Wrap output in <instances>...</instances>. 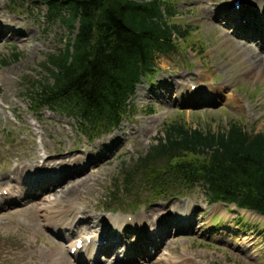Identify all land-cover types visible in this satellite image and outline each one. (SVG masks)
<instances>
[{"label":"rangeland","instance_id":"rangeland-1","mask_svg":"<svg viewBox=\"0 0 264 264\" xmlns=\"http://www.w3.org/2000/svg\"><path fill=\"white\" fill-rule=\"evenodd\" d=\"M165 1L175 8L176 16L169 21L187 39L177 40L169 55H157V71L138 85L132 109L118 128L94 130L60 111L30 109L28 90L48 77L45 62L64 48L70 33L63 23L46 20L42 4L0 0V17L14 20L15 25L13 29L0 28V189L5 187V179L16 178L12 171L19 166V158L26 164H43L48 159L50 168L74 154L90 155L88 164L99 160L83 172L77 171L79 162L63 165L62 173L69 170L78 174L66 176L59 185L29 179L37 184L33 186H40L38 192L43 195L0 207V264H44L51 249L69 253L70 244L78 237L65 240L53 233V227L41 228L37 225L40 217L35 221L27 216L39 214L27 206L33 201L40 203L38 199L43 196L61 198L81 178L97 172L101 175L93 191L83 189L75 202L84 210L80 215L89 212L94 217L90 224L98 221L104 233L117 231L113 220L121 216L128 223L123 227L126 241L136 240L139 231L149 227L147 222L134 224L133 218L147 214L151 207L170 212L156 222L152 231L151 237L160 231L158 246L149 237L143 255L124 264H156L157 260L165 264L163 259L169 251L177 261L183 260L181 264H264V216L256 211L211 204L203 183L175 190L166 199L155 198L137 182L124 188L125 172L158 136H163L168 124L182 122L193 129L217 133L236 121L249 130L264 131V75L256 76L243 50L230 43L225 45L220 33L206 23L211 16L201 9L211 7L222 17L220 10L227 5L235 7L237 0ZM254 5L257 7V3ZM244 9L236 12L243 13ZM230 26L233 32V24ZM259 42L255 39L253 45ZM256 48L259 51L260 47ZM256 69L264 70V61ZM184 76L191 79L185 82ZM105 140L108 143L104 144ZM186 204L191 205L192 225L187 221ZM88 234L92 233L85 232L82 238ZM123 251L116 245L112 254L98 256L99 264H120L114 259L123 258Z\"/></svg>","mask_w":264,"mask_h":264},{"label":"trees","instance_id":"trees-1","mask_svg":"<svg viewBox=\"0 0 264 264\" xmlns=\"http://www.w3.org/2000/svg\"><path fill=\"white\" fill-rule=\"evenodd\" d=\"M28 1L43 4L47 20L70 33L64 48L49 56L48 77L28 90L30 105L68 114L88 128L119 127L137 84L156 70L157 55L187 39L169 21L176 13L165 0ZM132 182L158 199L203 183L210 203L264 216V131L236 121L217 133L168 124L125 172L124 188Z\"/></svg>","mask_w":264,"mask_h":264},{"label":"bare ground","instance_id":"bare-ground-1","mask_svg":"<svg viewBox=\"0 0 264 264\" xmlns=\"http://www.w3.org/2000/svg\"><path fill=\"white\" fill-rule=\"evenodd\" d=\"M242 1H244V3H242L241 9L249 7L248 10L244 9L243 13L236 12L240 10H237L233 5L231 7L229 5L224 6V8L220 10L219 13L222 14V17H220L219 14L214 13V10L211 7H201V9L205 10V12L211 16V19H208L206 23L209 24V27L213 28V31L220 33L219 36L225 39V45L230 43L232 46L238 47L239 50H243V54L247 57L250 65H252V70L256 72V76H263L264 70L258 71L256 67L258 68V66L264 61V55L262 54V51H264V0ZM256 3L257 7H254V4ZM218 7L219 6L217 5L216 8ZM230 23L233 24V32ZM4 26H6L7 29H13L15 27L14 20L0 17V28ZM1 37L2 35H0V38ZM255 39L260 41L259 44L256 43V45H253ZM257 46L260 47L259 51H257ZM245 51L251 52V55L246 54ZM189 79H191V77H183L185 82H188ZM145 131L148 133L147 130ZM57 142L60 141L58 140ZM103 143H108V140H105ZM44 148H46L45 145ZM47 160L48 159H46V162L44 161L43 164H26L22 158H19V166L12 171L16 178H14L13 181H7L5 179V187L0 189V207L15 204V202L24 203L43 195L42 192H38L40 186H33L34 184H37L29 182V179L36 180L39 183L47 180L59 185L62 179L64 180L66 176H73L72 174L76 175L78 174L77 171H86L90 165L93 166L99 161L92 160L91 164H88L90 155L87 153L83 155L74 154L63 158L59 164L55 163L52 168H50V163ZM78 162L79 164L77 167L79 168H77V171L71 173V171L66 170V174L62 173L63 165H75ZM40 165L42 166L40 167ZM54 168L60 169V172H55L53 170ZM38 170H41L39 173L41 174L40 176L37 175ZM100 175L101 173L97 172L92 173V175L88 174L85 178H81V180L68 188L64 192V196L61 198L57 197L54 200H51L50 197L43 196L38 199L40 203L33 201L27 206L28 210H34L39 214L36 215L34 213H29L27 216L35 221L40 217L42 220L37 225L41 228L53 227V233L65 240L70 239V236L71 239L78 237L74 244H70L69 253L67 254L63 250L60 252H55L52 249L49 250L46 254L44 264H99L100 260L98 259V256L103 254L106 257L112 254L113 248L116 245L124 251L122 252L123 258L120 259V257H117L114 259L115 262L120 264L126 263L125 261L132 262V260H137L136 257L143 255V248L148 247L150 240L149 237L153 235L152 231L156 228V222L169 215L170 212H163L165 210L163 207H151L147 214H141L133 218L135 222L134 224L139 225L141 222H147L146 226L149 227L147 230L139 231L136 240L126 241L127 239L125 238L123 227H125L127 223L121 216L116 217L113 220L117 231L112 232V234L109 232L104 233L100 229V223L98 221H96V225L90 224L93 216L89 215V212L86 211L85 216L80 215L84 210L79 208L75 202V197L80 198L82 196L83 189L93 191L94 185H97V179ZM91 182H93V184H91ZM185 207H187V221L191 222L192 225L194 221L191 217V205L186 204L184 208ZM162 223L163 222H160V224ZM77 224L80 225L79 228L76 227ZM85 232H91L92 234H88L87 238L84 240L82 239V236ZM158 232L160 231L157 230L156 235L151 237L155 241V246H158ZM66 233H68V236ZM41 236L44 237L42 234ZM89 238L91 239V242L87 241ZM79 240H83L84 246L82 249H77L74 255H72L71 251L77 247ZM245 242L246 240H244V243ZM163 260L165 264H168L169 261V264H181L183 262L182 259L177 261L178 258H176L171 251H169V255ZM156 264H159L158 260L156 261Z\"/></svg>","mask_w":264,"mask_h":264}]
</instances>
